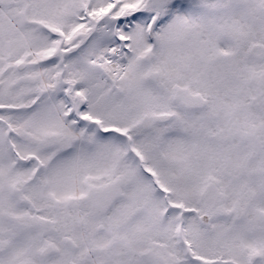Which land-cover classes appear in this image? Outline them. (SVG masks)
Masks as SVG:
<instances>
[{
  "label": "snow or ice",
  "instance_id": "obj_1",
  "mask_svg": "<svg viewBox=\"0 0 264 264\" xmlns=\"http://www.w3.org/2000/svg\"><path fill=\"white\" fill-rule=\"evenodd\" d=\"M0 264H264V0H0Z\"/></svg>",
  "mask_w": 264,
  "mask_h": 264
}]
</instances>
